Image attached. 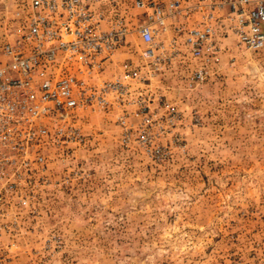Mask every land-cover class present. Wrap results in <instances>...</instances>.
I'll use <instances>...</instances> for the list:
<instances>
[{
    "label": "rangeland",
    "instance_id": "obj_1",
    "mask_svg": "<svg viewBox=\"0 0 264 264\" xmlns=\"http://www.w3.org/2000/svg\"><path fill=\"white\" fill-rule=\"evenodd\" d=\"M19 1L0 0V20ZM127 40L118 61L134 58ZM223 47L192 92L159 78L181 119L157 157L120 144L114 111L80 115L85 142L63 169L76 175L45 194L39 222L21 217L11 264H264V49Z\"/></svg>",
    "mask_w": 264,
    "mask_h": 264
},
{
    "label": "built area",
    "instance_id": "obj_2",
    "mask_svg": "<svg viewBox=\"0 0 264 264\" xmlns=\"http://www.w3.org/2000/svg\"><path fill=\"white\" fill-rule=\"evenodd\" d=\"M128 38L134 58L118 61ZM226 39L264 49V0L16 2L0 20V264L12 263L21 217L39 222L45 194L76 175L63 169L65 151L85 142L80 115L114 111L120 144L159 156L162 128L181 119L159 78L180 76L192 92L215 74Z\"/></svg>",
    "mask_w": 264,
    "mask_h": 264
},
{
    "label": "trees",
    "instance_id": "obj_3",
    "mask_svg": "<svg viewBox=\"0 0 264 264\" xmlns=\"http://www.w3.org/2000/svg\"><path fill=\"white\" fill-rule=\"evenodd\" d=\"M261 51V50H260Z\"/></svg>",
    "mask_w": 264,
    "mask_h": 264
}]
</instances>
